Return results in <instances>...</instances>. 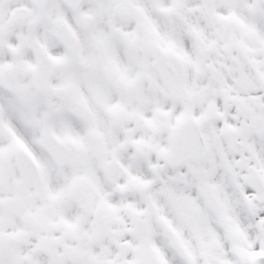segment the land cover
<instances>
[{"label": "snow or ice", "instance_id": "1", "mask_svg": "<svg viewBox=\"0 0 264 264\" xmlns=\"http://www.w3.org/2000/svg\"><path fill=\"white\" fill-rule=\"evenodd\" d=\"M0 264H264V0H0Z\"/></svg>", "mask_w": 264, "mask_h": 264}]
</instances>
